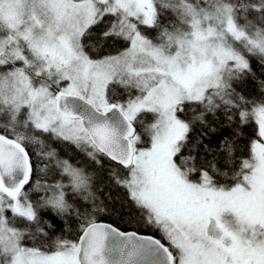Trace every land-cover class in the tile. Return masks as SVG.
Instances as JSON below:
<instances>
[{
  "label": "snow or ice",
  "instance_id": "6c2138e0",
  "mask_svg": "<svg viewBox=\"0 0 264 264\" xmlns=\"http://www.w3.org/2000/svg\"><path fill=\"white\" fill-rule=\"evenodd\" d=\"M0 264H264V0H0Z\"/></svg>",
  "mask_w": 264,
  "mask_h": 264
},
{
  "label": "trees",
  "instance_id": "16d2710c",
  "mask_svg": "<svg viewBox=\"0 0 264 264\" xmlns=\"http://www.w3.org/2000/svg\"><path fill=\"white\" fill-rule=\"evenodd\" d=\"M253 63V66L254 67H258L256 65V62L255 60L252 61ZM258 75H259V72H258ZM246 92L248 93H252L253 95L257 94L258 90H257V86L251 81L249 80L248 84H247V87H246ZM245 146L247 145L248 143V140L249 139H253L255 137L252 136V130L250 128L246 129L245 130ZM245 150H247V148L245 147ZM100 220L102 221H107V222H110V223H113L114 225H116L117 227H119L120 229H123V230H131L127 225H125L124 223L120 222L118 219L116 218H113V217H109V216H104V215H101L99 217ZM141 231H144L143 229H141Z\"/></svg>",
  "mask_w": 264,
  "mask_h": 264
},
{
  "label": "water",
  "instance_id": "95a60500",
  "mask_svg": "<svg viewBox=\"0 0 264 264\" xmlns=\"http://www.w3.org/2000/svg\"><path fill=\"white\" fill-rule=\"evenodd\" d=\"M102 221V220H101ZM102 222H105V223H110V222H107V221H102ZM110 224H112V223H110ZM113 226H115L114 224H112ZM116 227V226H115Z\"/></svg>",
  "mask_w": 264,
  "mask_h": 264
},
{
  "label": "flooded vegetation",
  "instance_id": "af4514ba",
  "mask_svg": "<svg viewBox=\"0 0 264 264\" xmlns=\"http://www.w3.org/2000/svg\"><path fill=\"white\" fill-rule=\"evenodd\" d=\"M148 234H151V233H148Z\"/></svg>",
  "mask_w": 264,
  "mask_h": 264
}]
</instances>
